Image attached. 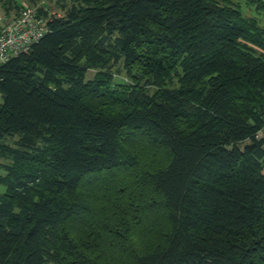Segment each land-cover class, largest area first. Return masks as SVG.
Segmentation results:
<instances>
[{
  "label": "trees",
  "instance_id": "16d2710c",
  "mask_svg": "<svg viewBox=\"0 0 264 264\" xmlns=\"http://www.w3.org/2000/svg\"><path fill=\"white\" fill-rule=\"evenodd\" d=\"M67 1L0 64V264H264L261 19Z\"/></svg>",
  "mask_w": 264,
  "mask_h": 264
},
{
  "label": "built area",
  "instance_id": "2783aa9c",
  "mask_svg": "<svg viewBox=\"0 0 264 264\" xmlns=\"http://www.w3.org/2000/svg\"><path fill=\"white\" fill-rule=\"evenodd\" d=\"M46 25V19L39 15L36 7L24 8L17 18L4 24L0 31V64L29 52L46 33Z\"/></svg>",
  "mask_w": 264,
  "mask_h": 264
},
{
  "label": "rangeland",
  "instance_id": "374dc122",
  "mask_svg": "<svg viewBox=\"0 0 264 264\" xmlns=\"http://www.w3.org/2000/svg\"><path fill=\"white\" fill-rule=\"evenodd\" d=\"M233 1L241 4L245 15L255 16V17H258L259 19L264 18V13L263 14L258 13L257 10L255 9L254 5H252V4L247 5L248 0H233ZM68 2L69 1H67V0H35V2H33L31 0H17V3H18V6L20 7V10H16V8H10V10H8V11H5L4 8L2 7V5H0V28L4 24H6V23L14 20L15 18H17L24 8H27V7L41 8L42 7V8L47 9L48 11H50L52 14L57 15L58 13H60L61 4H63V3L66 4ZM7 17H9V18H7ZM5 18H6V21H8V22L3 21ZM95 73L96 72L94 70L89 71L87 78L88 79L93 78ZM116 77H117L118 81L125 80L124 74H116ZM2 102H3V99H2V96L0 94V105L2 104ZM263 134H264V132H263ZM0 162H2L1 159H0ZM4 191H5V188L0 186V192H4Z\"/></svg>",
  "mask_w": 264,
  "mask_h": 264
},
{
  "label": "crops",
  "instance_id": "0c3cea01",
  "mask_svg": "<svg viewBox=\"0 0 264 264\" xmlns=\"http://www.w3.org/2000/svg\"><path fill=\"white\" fill-rule=\"evenodd\" d=\"M249 3L247 2V5H248ZM7 18H9V17H7ZM4 22H8V21H6V18L3 20ZM261 23L264 25V18L263 19H261Z\"/></svg>",
  "mask_w": 264,
  "mask_h": 264
}]
</instances>
